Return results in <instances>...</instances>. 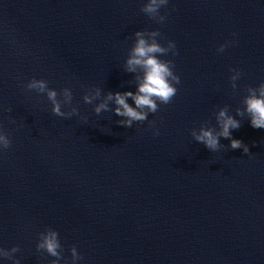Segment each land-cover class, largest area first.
<instances>
[{
    "label": "water",
    "instance_id": "obj_1",
    "mask_svg": "<svg viewBox=\"0 0 264 264\" xmlns=\"http://www.w3.org/2000/svg\"><path fill=\"white\" fill-rule=\"evenodd\" d=\"M145 3L0 0V131L11 139L0 150V248L18 247L20 264L55 259L36 250L46 228L59 234V264H72L73 246L77 264H264V129L236 115L246 88L264 83V0H169L163 24ZM136 31L175 43L178 55L159 58L180 84L170 104L125 128L94 107L137 91L142 70H126ZM230 69L241 72L235 89ZM32 78L71 89L79 116H54L46 95L26 90ZM94 88L101 98L85 104ZM224 108L249 154L224 138L210 152L191 136L204 124L219 131Z\"/></svg>",
    "mask_w": 264,
    "mask_h": 264
},
{
    "label": "clouds",
    "instance_id": "obj_2",
    "mask_svg": "<svg viewBox=\"0 0 264 264\" xmlns=\"http://www.w3.org/2000/svg\"><path fill=\"white\" fill-rule=\"evenodd\" d=\"M169 0H147V3L140 9L149 19L156 23L163 24L167 19L166 15L160 14V9L168 5ZM135 44L132 47L129 57L126 61V70L136 72L137 68L142 70V79L138 77V87L135 93L131 91L109 92L103 101L96 104L94 113L100 115L102 112L112 111L116 116L122 119L117 121L121 127L132 128L134 123H144L148 120L149 114L159 111L160 105H168L172 102L173 97L177 94L175 85L180 84V77L173 72L175 65L171 60H162L159 57L167 56L171 53L173 56L178 55L176 45L173 41H168L167 46H162L157 37L161 35L159 31H136ZM227 45H221L218 49L223 52ZM234 74L230 77L232 88H236L235 81L240 79L241 72L236 69H230ZM26 90L34 91L37 94H44L52 105V114L54 116L70 119L73 116H79L76 107H72L73 94L71 89L64 88L59 93L48 87V82L43 79L32 78L26 85ZM247 95L244 97L245 108L243 111L236 110L237 116H243L247 113L250 126L254 129H264V83L258 87H247ZM63 99H60V97ZM101 98V89L94 88V94L86 93L83 96L85 104H93L94 101ZM131 99L134 106L128 103ZM115 105L109 108V103ZM70 106L69 111H62V106ZM8 111H11L9 109ZM87 122L86 117H81ZM216 125L219 131L208 124L201 125L199 130L193 129L191 136L197 143L203 144L210 152H217L222 147L220 139L224 138L230 141L232 150L243 149L244 154H249V148L239 139L232 138V131L241 127V122L228 114L227 108L221 109L215 117ZM14 122V121H13ZM150 127H154V121H149ZM159 130L153 132L158 136ZM11 147L9 135L0 131V150H7ZM57 231L46 228L39 234L36 250H43L48 256L54 257L51 264H59L63 259V248L59 241ZM19 251L18 247H12L11 250L0 248V257L11 260L12 264H20V261L14 259V254ZM72 264H77L82 257L78 254L75 246L71 248Z\"/></svg>",
    "mask_w": 264,
    "mask_h": 264
}]
</instances>
